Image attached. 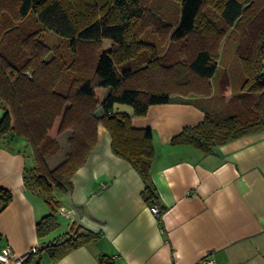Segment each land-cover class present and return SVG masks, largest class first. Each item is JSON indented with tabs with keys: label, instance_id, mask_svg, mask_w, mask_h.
<instances>
[{
	"label": "trees",
	"instance_id": "obj_1",
	"mask_svg": "<svg viewBox=\"0 0 264 264\" xmlns=\"http://www.w3.org/2000/svg\"><path fill=\"white\" fill-rule=\"evenodd\" d=\"M150 1L0 0V142L20 136L31 148L33 164L24 170L23 182L39 191L51 210L36 222L37 235L56 227L58 201L52 193L71 189L72 174L95 144L98 123L108 129L112 151L142 177L144 199L156 202L148 182L152 131L133 127L130 116L168 102L172 93L210 94L219 46L229 35L237 39V90L228 81L220 85V108L184 126L170 142L190 143L206 154L264 128V0H172L177 8L171 20L170 6L168 19L161 20L150 12ZM154 23L158 36L167 29L169 42L178 41L185 50L161 51V43L147 37ZM44 31L53 32L62 48L49 45ZM117 104L131 106V114ZM66 129L65 157L50 166L47 159L59 149L55 136ZM10 197L0 186L2 205ZM94 236L72 225L41 249L56 260Z\"/></svg>",
	"mask_w": 264,
	"mask_h": 264
},
{
	"label": "crops",
	"instance_id": "obj_2",
	"mask_svg": "<svg viewBox=\"0 0 264 264\" xmlns=\"http://www.w3.org/2000/svg\"><path fill=\"white\" fill-rule=\"evenodd\" d=\"M236 44L235 34L222 39L210 94L172 93L168 102L130 116L133 127L152 131L148 182L156 193L152 205L160 209L159 216L142 195V177L112 151L110 133L98 123L95 144L72 174L71 189L52 193L62 223L56 217V227L37 235L36 222L48 206L39 191L23 182L24 170L33 164V155L29 164L24 158L30 146L20 136L1 141L0 186L11 197L4 205L0 199V254L9 250L18 255L36 247L25 264H102V255L113 264H264V128L206 154L193 144L170 142L184 126L220 108V85L240 82ZM116 108L132 112L118 104ZM69 136L67 129L55 136L59 149L47 159L50 166L64 159ZM72 225L93 231L94 238L52 259L42 245Z\"/></svg>",
	"mask_w": 264,
	"mask_h": 264
},
{
	"label": "rangeland",
	"instance_id": "obj_3",
	"mask_svg": "<svg viewBox=\"0 0 264 264\" xmlns=\"http://www.w3.org/2000/svg\"><path fill=\"white\" fill-rule=\"evenodd\" d=\"M168 6H170V8H169V19L172 18V16L175 18L176 17L177 2L172 3V0H153V3L150 1L149 10H150V12H153V13L157 12L159 14L157 18H159L161 20H164L165 18H167L166 8ZM147 21H150V17L147 18ZM155 26H156L155 23L152 26H149V28H148L149 31L147 32V37L152 39V40L156 39L157 42L161 43V45H162L161 51H165V49H167V50H171L172 52L175 53V51L181 50L180 48H182V49L184 48L183 50H185L186 46H181V43H179L178 41H174V42L172 41L171 43L169 42V31L167 29H165V30L162 29L163 30V34H160V32H159L160 36H158L157 33H156L157 31L155 30L156 29ZM41 36L49 45L53 46V45L57 44V45H59L62 48L61 42H57L56 35L53 32L44 31V32H42ZM103 43L107 44L105 42H103ZM230 86H231V90L232 91H236L237 87H238V84L232 83V85H230ZM192 87L193 86H190V88H192ZM118 106L124 107V108H131V106L126 105V104H120V105L118 104ZM1 112L3 114L2 107L0 106V115H1ZM28 149H29L28 151H26V149H24V158H25V161L29 164V161L30 160L32 161V151H31L30 148H28ZM47 211L48 212L51 211L49 206H48V210ZM56 217L58 218V221L60 223H62V221H63V220H61L62 218H60L58 216H56Z\"/></svg>",
	"mask_w": 264,
	"mask_h": 264
},
{
	"label": "built area",
	"instance_id": "obj_4",
	"mask_svg": "<svg viewBox=\"0 0 264 264\" xmlns=\"http://www.w3.org/2000/svg\"><path fill=\"white\" fill-rule=\"evenodd\" d=\"M150 211L152 213H154L155 215H159V208L157 205H151L150 206ZM59 212L70 218V214L68 211H65L64 208H60ZM36 250V247H31L28 251L22 253V254H18V255H14L12 253H10L9 250H6L5 252H3L2 254H0V264H3L4 262L8 261V260H12L15 264H22L25 259H27L32 253H34ZM103 262L105 264H113V260L112 258L106 256L103 260Z\"/></svg>",
	"mask_w": 264,
	"mask_h": 264
}]
</instances>
